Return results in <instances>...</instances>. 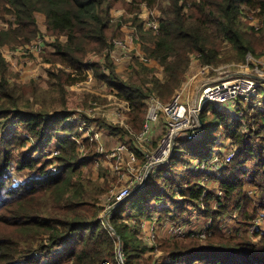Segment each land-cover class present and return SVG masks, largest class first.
I'll use <instances>...</instances> for the list:
<instances>
[{"label": "trees", "instance_id": "16d2710c", "mask_svg": "<svg viewBox=\"0 0 264 264\" xmlns=\"http://www.w3.org/2000/svg\"><path fill=\"white\" fill-rule=\"evenodd\" d=\"M165 1L169 4L166 8ZM140 4L151 10L159 8V34L144 30L137 14ZM114 9L130 12L143 50L159 68L140 64L124 79L109 56L110 77L103 76L98 63L87 65L90 53L103 54L115 38L124 36L122 22L113 18ZM0 12L3 19L6 15L15 18L7 29L0 30L1 47L24 46L36 39L42 30L38 15L44 16L47 34L56 39L54 52L44 56L50 64L47 70L51 82L45 91L11 83L8 62L0 52V129L17 120L29 138L35 139L37 148L24 155L20 169L38 172L41 177L17 185L7 171L15 151L24 148L28 139L16 132L10 140H4L0 145V264H264V230H256L252 238L237 233L227 237L222 221L226 216L236 218L240 227L248 229L264 212L263 87L258 91L262 94L261 108L245 111V124L214 105L205 108L201 114L202 140L188 142L190 145L175 151L171 162L151 176L143 190L114 210L109 224L100 218L99 202L105 188L99 179L83 175L85 166L89 173L93 171L94 162L81 160L74 140L80 137L77 127L66 124V116H58L54 105L47 106L48 101L63 103L64 109L72 106L73 102L64 98V87L85 81L83 69L90 68L130 105L131 124L140 132L148 114L147 100L156 96L169 102L185 83L193 56L203 66H219L261 55L264 0H0ZM251 13L263 19L259 33L246 22ZM64 68L83 77H73ZM160 69L163 79L157 75ZM36 98L42 105L40 110L34 109L32 99ZM223 133L237 150L236 157L224 167L222 176H195L187 167L194 159L203 160L204 149ZM54 139L61 146L55 160L62 169L49 175L52 163H42L35 153L39 148L44 153ZM90 155L95 157L93 151ZM203 178L216 180L218 188L202 186ZM247 184L255 187L256 197L248 194ZM212 202L217 203L214 208ZM193 210H201L203 217L212 221L205 241L189 232L159 239L155 246H149L136 228L123 220L126 213L142 221L160 212L176 223L183 222ZM254 239L259 241L255 243ZM37 253H42L47 262L37 258Z\"/></svg>", "mask_w": 264, "mask_h": 264}, {"label": "rangeland", "instance_id": "374dc122", "mask_svg": "<svg viewBox=\"0 0 264 264\" xmlns=\"http://www.w3.org/2000/svg\"><path fill=\"white\" fill-rule=\"evenodd\" d=\"M126 1L131 2V3L133 2V0L131 1L126 0ZM134 4H137V3L134 2ZM145 5L140 4L141 10L137 12L139 16L145 12H147L148 13L147 15H149L150 11L155 12L154 13L155 16L156 15L160 16V13H159L160 11L156 10V9H159L158 7H156V9L151 10L149 9V7H146ZM168 6H169L168 1L167 2L165 1V3L163 4V7L166 8ZM112 15L116 22H119V21L122 22L123 24L122 30L124 33L123 38H115L114 40L127 39L128 38L127 27H129L130 23H132L131 21L132 15L126 9H114L112 11ZM1 18H2V13L0 12V30L7 29L11 21L15 22V18L11 15L4 16V19L3 18L1 19ZM247 21L251 25L254 21H257L260 26V30L263 27V24H261V21L263 22V19L261 20L260 18H258L256 15L252 13L248 15L246 22ZM40 26L43 27L42 23H40ZM259 31L257 33H259ZM39 35H43L44 39H46V42H45L46 50L42 54H28V55H22L21 57L13 58V60L15 58H18L20 62L24 58H28L30 61L34 60V66L30 67V68L36 67L35 70L32 72V78L31 79L26 78L27 74H24V68L18 69L11 63H10V66H8V71H9L8 77L11 80V83L13 84H17L20 86L33 85L36 87L37 90L40 89L42 91H45V90L50 89L51 82H50V79H48L49 73L47 70L48 68H50V64L49 65L48 63L46 64L44 56L45 54H51L49 51L50 49L54 50L53 43L56 41V39L54 37H50L47 34L46 30L45 31L41 30ZM64 40L66 39L61 38V41L64 42ZM113 41L111 42L110 47H112ZM24 46L23 45H13V44L8 45V46H2V47L0 46V52L4 53L7 50H9V52L16 53L18 50H20ZM140 48L143 52H145L143 50V45ZM105 51L103 52V54L90 53L89 57H92V59L95 60V63H98L99 65L106 64L107 66V57L105 56ZM100 59L102 60V62ZM192 59L193 60H192V63H191V66L188 72L192 70V67H195V71L197 70V68L199 70H203V68L206 67L200 63V61L198 60L199 58L197 56H193ZM123 61L127 62L126 68L128 70L133 69L131 73L139 69L141 66L140 65L141 63L135 56H133V58L131 59L126 58ZM263 65H264V51L261 53V55H258V56L249 55L246 58L245 62L231 61V62L222 63L219 66H210L208 69L203 70L199 74V77L201 76L209 77L212 80H214L213 82L215 83L222 77H227V76L231 77L232 75H237L239 72L253 73L257 68L261 69ZM114 66L116 68L118 67V65L116 64ZM64 69L68 73L72 74L73 77L82 78L84 76V75L82 76L81 74H79V72H76L75 70L66 69V68ZM44 71L46 72L48 76L47 79L43 80L40 77L41 75L37 77V74H40V73L44 74ZM129 75H127V77H129ZM157 75L158 77H162L163 75L162 71H158ZM86 80L85 81L79 80L76 83H72L64 87V90H65L64 98H66L68 103L73 102L72 106H67L64 109L62 108L63 103L56 102L52 104L50 101H48L47 106L52 107V105H54L57 108L56 111H58V114L64 113V111L66 110L68 111L67 114L69 115L77 114L79 115L80 118H83V119L87 118L90 120V122L91 121L95 122L92 124L90 123L89 124L90 128H88V130L86 131H81L79 126L76 125L80 137L77 139L74 138V140H76L78 145L80 146L78 150L80 152L79 154H80L81 160L83 161L84 159L86 160L85 162H87L92 159L94 162L93 171L89 173V169L85 166L83 169V175L86 177H91L94 181L99 179L102 186L105 188V192L101 195L100 202H99V206L102 209L100 213L101 214L100 218L104 221L105 224H109L110 218H112L109 215V212L114 202H116L118 193L120 192V190L128 187L131 183L134 182V180H136V178L139 176V171H141V169L144 167L146 163L145 154H151L157 148V146L159 145V141L161 140L163 135L161 136L154 135L153 144L150 146H147L146 143L141 142L139 140L138 135L142 132L143 128L141 129L140 132H137L131 124V118H129V115H126L124 113L125 116L123 117V120L125 123L124 125L121 124L122 119L118 117V113L123 112V109L121 107L122 102L120 100H117L116 97L115 98L112 97V99H109L107 95L106 96L100 95V93L104 94L107 92L100 87L99 82L96 81L95 83L91 84V83H87ZM187 81L188 79L186 77L185 82ZM78 83H82V84L78 85ZM187 86L190 89L188 94H190V96L192 97L193 94H195L194 92L195 88H193V83L189 81L187 83ZM261 98H262V94H258V97H256L254 101H252L251 103H245V102L242 103V105L240 106V108L242 109L238 113V117L241 122L243 121L244 124L246 123L244 121L245 111L254 112L257 108H261V102H260ZM172 99L167 103L161 100L160 101L164 104H168L172 101ZM32 101L36 103L35 108H34L35 110L42 109V105H40L39 100L37 98L36 100L32 99ZM93 102H97L98 104H93ZM105 103H107L109 106L104 107ZM211 106H213V104H211ZM94 108H97V109H94ZM201 114H200V118H201ZM211 118L212 117L209 115L208 122H211ZM103 124L113 126L114 128H111L109 126L105 128H100V127H103ZM21 126L22 124L18 123L17 120H12V122L8 125V127H6L4 130L0 129V145L3 144L4 140H10L16 134V132H18L20 135L22 134L24 138L28 139V142L24 148L19 149L18 151H15L13 159L11 160V163H10V168H8V171H7L10 174V176H12V178L14 179L17 185H24L26 182L32 179L41 178L38 172L32 171L27 168L20 169L21 162L24 159V155L29 154L33 149L37 148V143L35 139L29 138L27 131L25 129H22ZM90 130L93 131L94 133L93 138H95L94 140H96V143H93L91 139L85 142V140L89 136L88 131ZM203 132H204V128L203 129L201 128V132L199 133L200 136L197 139H193L189 141L186 139H179L178 140L179 144L176 147L177 149H175V151H178V149H180V147L182 146L190 145L188 144V142H195V141L197 142L199 140H202L201 138L204 137ZM96 133L98 134L97 137L95 136ZM59 136L63 138L65 135L59 134ZM219 136L220 137L218 138L216 143L214 142L212 146L210 147L207 146L204 149L205 158L200 161H206L207 163H210L213 160H215V158H218L220 161L224 159V156L225 154H227V151H228L227 149H229L230 147H228V144H227L228 139H226L225 133H223L222 136L221 135ZM123 144H125L127 147H129L132 151L136 153L138 157L137 163H133V164L129 163L128 157H129L130 152L123 153L121 155L120 160H118L117 158H111L112 152L118 146L123 145ZM60 148L61 146H60L59 141L57 139H54L53 142H51L50 146L47 149H45L44 153L42 151L43 150L42 148H39V151L35 153V157L42 158V163H45V162L52 163L51 167H49V171H48L49 175H56L62 169L61 165L55 160V157L60 153ZM209 150H212V152L208 156ZM220 150L225 151V153H223L224 156L222 155L220 156V154L218 153ZM41 151L43 154L41 153ZM92 151L94 152L95 157L90 155L92 154ZM175 151L173 152L172 159L174 157ZM171 160L169 161V163L171 162ZM198 160L199 159H194L187 168L189 169L192 168ZM170 173L171 175L173 174L171 171ZM222 175L223 174L221 172L219 176H222ZM200 182L203 185L207 186L208 189H216L219 186V183L216 182V180H208L207 178H203ZM246 190L248 194H250L251 196L256 197L258 194L256 193L255 187L250 184L246 185ZM148 204H150V206L153 205L150 202ZM216 205H217L216 202H212V208H214V206ZM159 215L162 217H159ZM201 215H202L201 210H193L190 214L188 213L186 214L185 217H183V219L185 218L184 220H182L183 222H180L179 220L178 223L179 222L180 224L184 223V225L187 226L189 230H202L201 232H203L208 227L206 225L210 219L206 220ZM163 216H164L163 213L156 212L153 214V219L151 218L152 220L143 218V220L141 221V220H138L135 216L130 215V213H126L124 215L123 220L124 222H127L132 227V229L136 228L138 232V236L141 239H143L149 246H155L159 239L173 238L171 234L168 233L169 231L166 228L167 223L172 224L173 221L169 217L163 218ZM222 221H223V229L227 237H230L234 235L235 233H237L239 234V236L243 235V236L252 238L256 230H258L259 228H262L264 230V216L257 218L255 224L249 227L248 229L240 227L238 225L236 218H230L226 216L224 220L222 219ZM231 221H233V223L230 224ZM260 223H262L263 225H260ZM211 225H212V221H211ZM211 225H209V229L207 230L208 235L206 238L210 236L209 234H210ZM252 227H254V230H255L254 232L252 231ZM153 237H155V239ZM206 238H202V241H205ZM258 241H259L258 239H254L255 243H257ZM37 256H38L37 258L43 260V262L45 263L47 262V260L45 259L42 253H37Z\"/></svg>", "mask_w": 264, "mask_h": 264}, {"label": "built area", "instance_id": "2783aa9c", "mask_svg": "<svg viewBox=\"0 0 264 264\" xmlns=\"http://www.w3.org/2000/svg\"><path fill=\"white\" fill-rule=\"evenodd\" d=\"M145 6L148 7L147 5ZM154 13L155 12L150 11L149 15H145L148 14L147 12L143 14L145 15L143 16V26L145 31L152 30L154 34H159V16H155ZM252 26H254L256 31L260 30V26L257 21H254ZM129 27H131V29L128 33V38L125 40H114L112 47L109 46L106 49L105 56H109L114 65L119 64L126 58L131 59L135 56L141 64L150 66L153 61L150 60L146 53L140 48L142 46V40L139 31L132 25ZM45 42L46 39H44L43 35H38L34 41L25 45L16 53L9 52V50H7L2 54L5 59L6 55L11 57L12 61L14 57H21L22 55L42 54L46 50ZM131 43H134L135 47L132 48ZM92 63H94L93 60L87 61V65H91ZM101 67L104 71L108 70L106 64H101ZM209 67L210 66H206L203 70L208 69ZM83 72L87 76L86 82L93 84L95 82V76L91 72V69L85 68L83 69ZM240 73L245 72H239L236 76L232 75L231 77H222L214 84H205L198 88L192 97L188 94L190 91L188 86L186 88L179 89L173 96L172 101L168 104L162 103L156 96H152L147 100L149 109L142 132L138 135L139 140L146 143L147 146L152 145L153 127L160 122L161 118H165L166 120V131L162 134L163 137L159 141L157 148L151 154H145L146 163L141 171H139V176L136 180H134V182L128 187L120 190L118 193L116 202H114L109 212L111 217L113 216L114 210L118 206L128 200L136 192L143 190L148 179L169 163L172 159L173 152L179 144V139H186L189 141L199 138V133L201 132L200 114L205 108L213 104L220 107L221 110L227 107L239 110L240 105H242L243 102L251 103L254 98L258 97V91L260 88H264V84L246 76H241ZM254 73L264 75V65L261 69L257 68ZM80 84L82 83H78V85ZM116 94L118 95V91H116ZM121 102L123 112H119L118 117L122 119L121 124L124 125L125 122L123 117L125 114L129 115L131 108L126 101ZM93 104L98 103L93 102ZM66 124L72 126L77 125L81 131H86L90 128V123L87 118H80L77 114L67 115ZM88 135L89 136L86 140L91 139L93 143H96V140H94L95 138H93V131H88ZM95 136L97 137L98 134L96 133ZM128 152H130L129 157L127 156L129 163H137L138 157L136 153L125 144L118 146L112 152L111 158H117L120 160L121 155ZM236 155L237 150L233 147L228 154L224 156L222 161L218 158H215V160L210 163H207L206 161H197L190 169L193 171L195 176H200L204 173L219 176L224 169V166L230 163ZM83 161L85 162L86 160L83 159ZM208 229L209 226L205 229V231L200 232L198 235L201 238H206L208 235ZM252 231H255L254 227H252ZM188 233L189 232L187 231L186 226H178L172 231L173 237H182ZM153 238L155 239V237Z\"/></svg>", "mask_w": 264, "mask_h": 264}, {"label": "crops", "instance_id": "0c3cea01", "mask_svg": "<svg viewBox=\"0 0 264 264\" xmlns=\"http://www.w3.org/2000/svg\"><path fill=\"white\" fill-rule=\"evenodd\" d=\"M129 1H131V0H129ZM144 14V13H143ZM143 14H141L139 17L143 20V16H145V15H147V14H145V15H143ZM129 16H131V15H129ZM40 23H42V26L43 27H41L42 28V30L43 31H45L46 30V20H45V18H44V16H41L40 15ZM132 21V20H131ZM133 23V22H132ZM132 23H130V25H132L133 26V24ZM134 27V26H133ZM130 29H131V27H127V30H128V33H129V31H130ZM131 47L133 48V47H135V45H134V43H131ZM50 51V53H53L54 52V50H49ZM117 53H119V52H117ZM6 59H7V61H8V65L10 66V63L12 64V65H14L15 67H17L18 69L20 68V69H23L24 68V74H27L26 75V78H29V79H31L32 78V72L35 70V68H30V67H33L34 66V60H32V61H30L28 58H24V59H22L21 60V62L19 61V59L18 58H15L13 61H12V58L11 57H9V56H7L6 55ZM91 60H93L94 61V63H95V60L94 59H92V57H87V61H91ZM101 60V59H100ZM101 62H102V60H101ZM100 62V63H101ZM126 64H127V62H125V61H123V62H121L120 64H116V65H118V67L116 68V71H117V73L119 74V75H121V77L122 78H124V79H128V77H127V75H129L131 72H132V70H128L127 68H126ZM45 66V65H44ZM151 67H154V68H159L160 66L158 65V63L157 62H155V61H153L152 63H151V65H150ZM38 67V66H37ZM161 70V69H160ZM162 71V70H161ZM203 70H199L198 68H197V70L195 71V67H192V70H190V72H188L187 73V79H188V81L187 82H185L183 85H182V88H180V89H183V88H186L187 87V83L189 82V81H191L192 83H193V88H195V91L194 92H196V90L198 89V88H200L201 86H203V85H205V84H214V80H212L211 78H209V77H205V76H201V77H199V74L202 72ZM91 72L93 73V75L95 76V82L97 81V82H99V85H100V87L103 89V90H105L107 93H104V94H102V93H100V95H103V96H108L109 97V99H112V97H116V99L117 100H120V101H122L119 97H118V95L116 94V91L117 90H115V89H112V88H110L109 86H108V84L104 81V80H100V79H98V77H96V75L94 74V71L91 69ZM162 73H163V71H162ZM132 74V73H131ZM41 75V76H40ZM84 76H86V74H83ZM41 77L43 80L44 79H47L48 78V76H47V74H46V72L44 71V74L43 73H40V74H37V77ZM103 76H107V77H110V71H103ZM87 77V76H86ZM163 77H164V74L162 75V77H159V78H161V79H163ZM49 79V78H48ZM190 79V80H189ZM94 82V83H95ZM216 83V82H215ZM109 90V91H108ZM259 94V93H258ZM255 99V98H254ZM254 99L252 100V101H254ZM111 103V102H110ZM106 106H109L107 103H105L104 104V107H106ZM215 106V105H214ZM216 108H220V107H217V106H215ZM243 107H244V105H243ZM257 109H260V108H257ZM219 110H221V109H219ZM222 110H224V111H226V112H228V113H230L232 116H236V117H238V113L241 111L240 110V108H239V110H234V109H231V108H224V109H222ZM67 112L68 111H64V113H60L58 116H64V115H69V114H67ZM130 118V117H129ZM88 120V122L89 123H95V122H93V121H91L90 122V120L89 119H87ZM166 120H165V118L164 119H162L161 118V120H160V122L159 123H157L154 127H153V132H152V138L154 137V135L155 136H157V135H162V134H164L165 133V128H166V122H165ZM100 128H105L104 126L103 127H100ZM111 129V128H110ZM227 144H228V147H230L229 149H227L228 151H227V154H228V152L233 148V144L231 143V141L228 139V141H227ZM230 145V146H229ZM221 152H222V154H221ZM219 154H220V156L222 155V156H224V154L223 153H225V151H222V150H220L219 152H218ZM226 155V154H225ZM198 161H200V160H198ZM208 180H211V179H209V178H207ZM202 184V183H201ZM202 186H204V187H207V186H205V185H203L202 184ZM254 192V191H253ZM202 217H203V215H201ZM261 216H264V212L263 213H261V215L258 217V218H260ZM159 217H162V216H160L159 215ZM152 219H153V215H152V217H151ZM150 218V219H151ZM205 218V217H204ZM151 219V220H152ZM206 220H207V218H205ZM143 220V219H142ZM231 223H233V221H231L230 222V224ZM152 224V223H151ZM209 225H211V221L209 220V222L207 223V225L206 226H209ZM260 225H263L262 223H260ZM167 227V229H168V233H170L171 234V236L173 237V234H172V231L176 228V227H178V226H185L184 225V223H182V224H180V222L178 223V222H176V223H174V222H172V224H168L167 223V225H166ZM187 227V226H186ZM259 229H262V228H259ZM263 230V229H262ZM187 231L188 232H193V233H199V232H201L202 230H189L188 228H187Z\"/></svg>", "mask_w": 264, "mask_h": 264}, {"label": "water", "instance_id": "95a60500", "mask_svg": "<svg viewBox=\"0 0 264 264\" xmlns=\"http://www.w3.org/2000/svg\"><path fill=\"white\" fill-rule=\"evenodd\" d=\"M238 75V74H237ZM241 76H246L248 78H251V79H254V80H257L259 81L260 83L264 84V75H260V74H257V73H240ZM236 76V75H234ZM200 123H201V128L203 129L204 128V124L200 118ZM113 230V229H112ZM114 231V230H113ZM115 235H117L116 232H114ZM119 242L121 243V238L119 237ZM121 245V244H120ZM121 260H122V256H120Z\"/></svg>", "mask_w": 264, "mask_h": 264}, {"label": "bare ground", "instance_id": "6f19581e", "mask_svg": "<svg viewBox=\"0 0 264 264\" xmlns=\"http://www.w3.org/2000/svg\"><path fill=\"white\" fill-rule=\"evenodd\" d=\"M89 160V159H88Z\"/></svg>", "mask_w": 264, "mask_h": 264}]
</instances>
